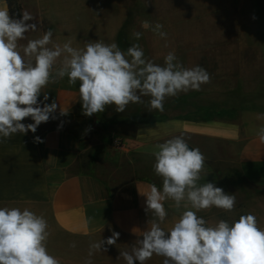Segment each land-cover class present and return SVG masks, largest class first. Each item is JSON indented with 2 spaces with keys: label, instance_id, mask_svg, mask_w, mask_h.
Here are the masks:
<instances>
[{
  "label": "crops",
  "instance_id": "1",
  "mask_svg": "<svg viewBox=\"0 0 264 264\" xmlns=\"http://www.w3.org/2000/svg\"><path fill=\"white\" fill-rule=\"evenodd\" d=\"M17 1L21 14L26 10L34 17L28 23L37 25L36 31L26 33L27 39L19 41L21 45L40 38L48 29L52 30L53 42L61 45L71 41L74 48H83L89 41H102L116 43L125 52L130 41L230 40L234 37L220 34L239 17L233 10L235 0ZM0 7L7 9L4 0H0ZM144 21L153 26L161 23L166 39L151 28L144 29ZM137 31L142 33L139 40L132 35ZM121 34L128 44L125 47L117 42ZM39 101L41 106L57 104L48 122L41 123L35 133L0 137V207L28 208L43 215L50 232L47 250L60 264H82L88 257L82 258L81 240L99 234L116 232L143 238V232L151 226L148 221L154 217L146 211V196L140 192L146 193L152 184L162 190L152 153L155 145L175 135L182 134L189 146L199 148L206 158L199 184L211 182L220 187L218 171L235 169L248 185L264 186V143L257 136L264 120L243 125L221 118L193 121L173 117L139 122L135 115H128L114 129H107L104 125L113 118L98 113L85 116L79 81L69 85L67 76L44 87ZM33 122L30 117L22 121L25 125ZM81 131L87 138L80 136ZM114 134L123 144L115 156L112 149L117 148L111 144ZM36 137L43 142H36ZM87 139L95 140V144H87ZM119 175L124 179H118ZM163 203L168 215L160 226L168 230L185 209L182 206L177 210L171 200ZM221 211L212 207L197 214L212 219L213 224ZM73 242L74 248L70 247Z\"/></svg>",
  "mask_w": 264,
  "mask_h": 264
},
{
  "label": "clouds",
  "instance_id": "2",
  "mask_svg": "<svg viewBox=\"0 0 264 264\" xmlns=\"http://www.w3.org/2000/svg\"><path fill=\"white\" fill-rule=\"evenodd\" d=\"M33 19L26 10L20 18H14L0 7V137L35 133L41 123L48 122L57 104L41 106L39 97L50 82L65 76L69 85L79 81V99L87 117L102 113L110 105L124 112L130 103H144L142 96L150 97V111L163 112L167 97L200 91L210 82L202 66L185 68L175 51L167 53L161 66L146 59L139 44L131 45L126 52L116 43L102 41L74 48L71 41L62 45L53 42L51 29L40 38L28 39L26 45L19 44L27 39L26 33L37 30L36 24L28 23ZM142 27L151 28L161 39L167 37L161 23L153 26L144 21ZM132 35L139 40L142 33ZM48 98L45 93L44 101ZM29 117L33 123H22ZM257 119L264 120V113ZM257 136L264 143V126L258 128ZM155 149L153 168L162 178V190L152 184L149 191L140 192L146 196V211L154 219L148 221L151 226L137 241L138 246L134 245L131 252H120L119 258L126 264H145L154 254L164 257L163 264H264V228L259 227L253 214L212 225L197 214L212 207L230 212L236 204L234 194L211 182L198 183L206 159L200 149L191 148L182 134L158 143ZM166 200L173 201L177 210L182 206L185 209L168 230L160 226L168 215L163 203ZM48 228L43 215L28 208L0 207V264H60L47 250ZM118 238L119 233L113 232L106 243L113 245ZM104 243H90L85 264H93L91 257L102 251ZM75 246L74 242L70 244Z\"/></svg>",
  "mask_w": 264,
  "mask_h": 264
},
{
  "label": "rangeland",
  "instance_id": "3",
  "mask_svg": "<svg viewBox=\"0 0 264 264\" xmlns=\"http://www.w3.org/2000/svg\"><path fill=\"white\" fill-rule=\"evenodd\" d=\"M233 10L239 15L235 17L236 24L226 25L225 33L220 34L222 37L233 36L230 40L130 41V46L139 44L144 53L156 55L145 58L161 66L164 65L167 53L175 51L178 62L185 68L202 66L209 73L210 82L203 84L200 91L190 90L175 97H167L163 112L150 111L148 96L141 97L144 103H130L124 112H117L115 105L106 106L105 110L98 114H107L113 119L104 126L114 129L116 123L128 115H143L163 120L173 117L200 118L202 115L195 114V109L198 108H206V116L242 125L262 122V119H257V115L264 113V0H235ZM215 112L221 113L215 115ZM71 126L73 127V123H70ZM80 136L87 138L83 131ZM113 139L119 137L114 134L111 141ZM86 143L95 144V140L87 139ZM119 152V149H112L113 155ZM119 178L124 179V176L119 175ZM229 194L236 196L234 209L230 212L222 210L218 219L213 218V222L219 221L221 215L232 222L238 220L241 215L251 213L256 217L259 227L264 228V186L254 187L244 183L237 188H231ZM205 220L212 225V219ZM112 234L113 232L99 234L94 239L81 240L82 258L88 257L90 243L103 240L105 243L102 245V251L95 252L91 257L93 264H126L122 257L119 258L120 252H131L134 245L138 246L139 239L119 234L116 243L109 245L106 241ZM163 260L164 257L154 254L145 264H163ZM82 264H85L84 260Z\"/></svg>",
  "mask_w": 264,
  "mask_h": 264
},
{
  "label": "trees",
  "instance_id": "4",
  "mask_svg": "<svg viewBox=\"0 0 264 264\" xmlns=\"http://www.w3.org/2000/svg\"><path fill=\"white\" fill-rule=\"evenodd\" d=\"M4 1L9 11V14L13 16L14 18H20L21 17V7L18 1L17 0H4ZM121 36L122 34L119 35L118 37L119 39L117 42L120 46L125 47L128 44L125 40L121 39L122 38ZM207 113H208V110L206 108L205 109L198 108V109H195V114L202 115L200 118H196V117H191V118L180 117V118L190 119L193 121H198V120L202 121V120L217 118V117L206 116ZM215 113H216L215 115H219L221 112H215ZM135 117H136L135 119L139 122H151V121L163 120V118L147 117L143 115L142 116L135 115ZM217 177H218L220 188H222L225 191V193H228V194L231 188H237L244 183L247 184V182H245L242 175H240V173L235 169H231V170L225 169V170L218 171ZM203 218L205 219V216H203ZM220 220H226V219H224L223 216L221 215ZM232 222H229V223H232Z\"/></svg>",
  "mask_w": 264,
  "mask_h": 264
},
{
  "label": "built area",
  "instance_id": "5",
  "mask_svg": "<svg viewBox=\"0 0 264 264\" xmlns=\"http://www.w3.org/2000/svg\"><path fill=\"white\" fill-rule=\"evenodd\" d=\"M111 144L117 149H122L123 148V144H122V142L119 139H113L111 141Z\"/></svg>",
  "mask_w": 264,
  "mask_h": 264
}]
</instances>
